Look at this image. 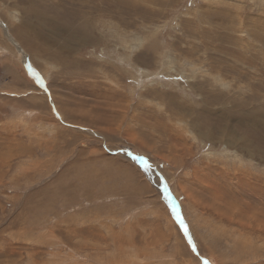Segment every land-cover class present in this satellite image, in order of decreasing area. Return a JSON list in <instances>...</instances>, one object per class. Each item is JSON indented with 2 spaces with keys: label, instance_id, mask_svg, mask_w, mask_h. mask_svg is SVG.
I'll return each mask as SVG.
<instances>
[{
  "label": "rangeland",
  "instance_id": "obj_1",
  "mask_svg": "<svg viewBox=\"0 0 264 264\" xmlns=\"http://www.w3.org/2000/svg\"><path fill=\"white\" fill-rule=\"evenodd\" d=\"M263 235L264 0H0V264H264Z\"/></svg>",
  "mask_w": 264,
  "mask_h": 264
},
{
  "label": "snow or ice",
  "instance_id": "obj_2",
  "mask_svg": "<svg viewBox=\"0 0 264 264\" xmlns=\"http://www.w3.org/2000/svg\"><path fill=\"white\" fill-rule=\"evenodd\" d=\"M29 68H30V70L32 72V75L35 76L37 83H39L41 86H43L44 85V81L41 78V76L39 75V73H37L35 70L31 69V65H29ZM134 159L141 161L144 164V167H145L146 170L150 167V165L147 164L145 158L140 157V156H135ZM165 191L166 192L168 191L167 186H165ZM172 203H173L172 212L175 214V216H176V218H177V220L179 222V225H180L185 237L187 238L188 244L191 246L193 252H197V245L194 242V239H193V237H192V235H191V233L189 231V227H188L186 221L182 218L180 212L177 211V208L175 206V202L173 201ZM201 259L204 260V264H211V262L208 261L207 259H205L203 257H201Z\"/></svg>",
  "mask_w": 264,
  "mask_h": 264
},
{
  "label": "bare ground",
  "instance_id": "obj_3",
  "mask_svg": "<svg viewBox=\"0 0 264 264\" xmlns=\"http://www.w3.org/2000/svg\"><path fill=\"white\" fill-rule=\"evenodd\" d=\"M85 4V3H84ZM140 11V10H139ZM80 38V37H79ZM78 42V41H77ZM257 190V189H256ZM259 214H261V213H259ZM263 221V220H262ZM259 225V224H258ZM263 224H260L259 226H262ZM264 236V235H263ZM263 238V237H262ZM261 238V239H262ZM246 239V238H245ZM247 240H249V239H247ZM259 240V239H258ZM248 242H250V241H248ZM245 243V242H244Z\"/></svg>",
  "mask_w": 264,
  "mask_h": 264
}]
</instances>
